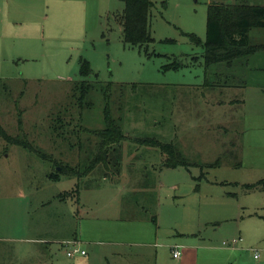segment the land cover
<instances>
[{
	"label": "rangeland",
	"instance_id": "374dc122",
	"mask_svg": "<svg viewBox=\"0 0 264 264\" xmlns=\"http://www.w3.org/2000/svg\"><path fill=\"white\" fill-rule=\"evenodd\" d=\"M40 1L32 12L33 48L18 56L16 79L0 87V126L12 136L26 134L31 143L52 157L42 160L28 149L6 144L0 136V264H106L100 261L98 247L91 245L105 237L98 239L92 229L111 227L104 224L110 221L98 222L94 216L119 214L116 211L125 204L135 207L153 227L151 218L158 214L163 231L181 221L184 214L202 215L205 232L216 234L220 243L228 238L238 240L230 234L241 222L244 227L259 221L246 216L264 214V191L246 194L236 183L251 184L264 178L263 172L256 171L264 169V155L256 154L258 147H254L260 140L256 135L264 147V52L254 57L255 64L249 68L247 60L236 64L242 65L243 71L237 70L246 81L236 89L196 92L188 88L202 86L207 76L202 44L208 7L237 1L150 0L152 41L138 46L124 42L121 18L125 4L121 0ZM247 2L264 6V0ZM191 35L201 44L193 43ZM250 37L253 42H264V30H253ZM82 60L89 61L93 70L86 79L94 83L87 99L92 107L85 109L82 122L77 108L63 114L65 126L59 136L52 128V119L74 107L71 90L84 79L80 74ZM174 63L179 68H173ZM107 84L112 85L111 115L120 121L127 137L122 147L132 143L139 160H153L155 167H135L141 171L128 172L133 165L128 162L116 167L112 159L105 167L106 174L104 166L98 165L80 180L64 175L51 180L56 163L71 165L78 172L87 169L98 138L80 131L77 124L89 129L103 127ZM229 96L234 104L224 108L223 112H228L222 115L213 103ZM205 99L210 100L211 110ZM139 137L172 142L189 160L201 164L161 170L159 151H143L135 140ZM233 141L237 142L236 150L240 147V155L232 163H242V168H233L230 162L208 168L207 164L215 163L223 153V144ZM113 167L119 170L117 177ZM136 182L151 184L152 201L143 203V198L135 196ZM67 191L70 194L64 202L59 195ZM222 201L241 205L245 218L239 222L225 219L219 211ZM246 229L247 240L255 242L252 247L259 249L264 262V237L258 235L257 227L248 225ZM70 242L79 243L84 256L69 257L73 249ZM242 255L240 264L258 262L251 251L244 250Z\"/></svg>",
	"mask_w": 264,
	"mask_h": 264
},
{
	"label": "crops",
	"instance_id": "0c3cea01",
	"mask_svg": "<svg viewBox=\"0 0 264 264\" xmlns=\"http://www.w3.org/2000/svg\"><path fill=\"white\" fill-rule=\"evenodd\" d=\"M40 2V0H0V87H6V85H8L10 81L16 79L14 77H16V72L19 67L18 56L25 53V51L29 48H33L32 45L34 44V39L31 35H33L35 32L33 29L32 12L36 4H40ZM257 54L244 59L248 62V68L253 63L255 64L254 57ZM22 58L23 57L21 56V59ZM240 62L242 64V61H238L230 67L225 68L224 66H222L220 68L214 69L215 71L219 72L217 74L218 76L214 78L213 81H218L215 87L207 85L206 78L205 83L202 86L192 85L188 88H190L191 90L193 89L196 92L217 88L221 90L236 89L239 85H244V83H246V81H243L245 76H242V74L239 72V70L241 72L243 71L242 65H240V67L236 66V64ZM250 70V72H254L255 69L250 67ZM219 81L223 83H220ZM232 81L236 83H233ZM239 81L240 83H238ZM230 82L232 83L230 84ZM231 97L232 96H229L226 100H219L217 102L215 100V105L213 103L214 108H216L219 113L222 112V115H224L228 111L223 112V109L234 104V100L230 101ZM202 98L204 99L206 98V96L202 94ZM204 102L207 104V108H209L210 100L208 99L207 102L205 99ZM211 108L213 107H210L209 110H211ZM221 127L222 130H225V132L227 133L231 131L230 128L219 126V128ZM258 138L260 139L259 142H257V144H254L255 148L258 147L255 149V152L256 154L257 152H262V154L264 155L262 138L259 135H256V140ZM124 145V147L118 150L120 159H118V161H115V163L112 164L113 166L119 164V167H121L122 163H125L127 165L129 162V164L133 165V167L132 170H129L128 172L141 171L140 169H136L135 167H155V163H153V160H139L138 154L135 153L137 147L133 148L134 145H132V143H125ZM236 147L237 142L234 141L223 144V153L218 159L223 158L229 151L234 152L236 150ZM141 148H143V151H145L146 153H149L150 151L158 153L159 151L158 149L144 146H142ZM141 148L140 150H142ZM177 148L181 150L178 146ZM239 149L240 147L235 151L238 155H240ZM129 151H131V155H129ZM181 151L184 154L183 150ZM185 156L190 159L187 155ZM159 157L160 167L162 170L166 167L163 166L165 158L160 151ZM123 158L125 159L123 160ZM191 162L196 165L201 164L197 161ZM227 162H230V165L233 168H239V170L242 168V163L240 168L236 165L238 162L232 163L231 160L224 159L222 161V164ZM208 165L210 164H207V166ZM113 168V170L115 171V175L113 176L117 177L119 175V171L117 170V168ZM103 169H105L103 171H105L106 174L107 168L104 167ZM256 171L264 173V169H262L261 167L256 169ZM105 174L103 175L106 176ZM262 180H264V178L258 180L255 183H258ZM244 183L238 182L236 184L243 189L244 193H246L243 186L250 185V183ZM222 185L226 184L222 183ZM134 188H138L135 189L134 193L136 197L143 198V203L152 201L150 196H153L154 190L150 183L146 185V183L141 184L140 182H136ZM199 188L200 185H197L196 191H198ZM109 191H111V189ZM67 192L61 194L65 199H61L59 195V198L64 202H66L68 199L64 196V194ZM228 196L229 199L232 200V194L228 193ZM112 198L116 199L117 196L112 195ZM219 206H221L219 208L221 215H223V217H225V219L227 220L239 222L241 218H245L242 217L243 212L242 208L240 209L241 205L240 207H238V205H233L232 203L222 201L220 202ZM139 207L140 205H137V208ZM116 212H118L119 214H102L99 216H94L99 218L98 222L104 223L103 221L105 219H109L110 221L109 224H104L111 227H93L92 229L97 238L105 237V240H97V244L91 245L98 247L100 261L104 260L106 264H240L239 260L243 258L242 254L244 250L253 252L254 259L258 261L256 262V264H264L263 260L260 261L261 255L259 249L256 247H252L253 245H255V242H249L247 240L248 233H245V231L243 230L246 229V226L251 225L252 227H257L258 235H262L264 237V214L250 213L249 215H247L246 218H248L249 220L259 221H252L251 223H247V225L245 224L244 227L242 225L244 221L241 222V224H239V226L237 227L238 229L232 233L233 236L232 234H230L231 237L238 236L237 244L235 246H227L224 245L226 241H222L220 243L219 238H216V234L209 235L205 232L204 225L206 222H204V220L202 219V215L196 216L195 214L191 213L184 214L181 221H175L172 224L171 228L163 231L160 226L161 217L158 214L156 215V217L151 218L155 225L153 227L152 225L146 223L147 221L143 220V218L140 217V214L136 213L135 207H131V205H121ZM87 218H89V216ZM246 231H248V229H246ZM75 239H77V237H75ZM227 241L231 242L232 240H229L228 238ZM72 243L73 242H70L71 246H73ZM176 248H178L181 252V256L178 258H175L173 255V251ZM257 252L259 253L258 259L255 258V254ZM87 254L88 253H86V255ZM100 254H102V256ZM77 255L84 256L79 253ZM99 264H101V262Z\"/></svg>",
	"mask_w": 264,
	"mask_h": 264
},
{
	"label": "trees",
	"instance_id": "16d2710c",
	"mask_svg": "<svg viewBox=\"0 0 264 264\" xmlns=\"http://www.w3.org/2000/svg\"><path fill=\"white\" fill-rule=\"evenodd\" d=\"M125 4L124 14L121 18L123 26V39L128 45L138 46L150 44L152 36L149 26V15L153 3L150 0H121ZM235 4H211L208 7L206 40L202 44L204 65L207 70V85L215 87L217 84L211 83L214 81L219 72L214 69L224 66L225 68L232 66L238 61H242L249 56L264 52V42H253L250 34L253 30H264V6H255L247 2V0H236ZM192 42L201 44L198 37L191 35ZM241 63V62H240ZM173 68H179L177 63L171 65ZM170 66V67H171ZM80 74L84 78L80 82H76L72 86V99L75 102L74 107H67V113H62V116H57L52 119V128L60 136L61 129H64L63 114L69 115L72 109H79V121L83 120V112L85 109H91L92 103L87 99L92 90L94 83L86 80L93 74L89 61L82 60L80 62ZM111 84H107L104 89L105 99L107 101L104 110V125L101 129H89L77 124L80 131L89 133L98 138L95 144L94 155L84 172H78L77 168L71 165L55 164V173L49 177L56 181L60 176H75L79 180L88 176L98 165L104 167L109 166L111 160L118 161L119 151L124 140L127 137L120 121L111 115L109 100L111 98ZM109 95V96H108ZM21 123V122H20ZM78 132V131H77ZM75 131H72L74 134ZM0 136L8 145H16L28 149L35 153L42 160H50L51 155L43 153L33 143H31L27 135L12 136L0 126ZM65 138V136H64ZM139 145L158 149L164 156L163 166L166 168L183 167L189 169L196 165L192 163L174 143H163L156 137H139L135 139ZM239 159L237 152L229 151L223 158L218 159L214 164L208 165V168L218 167L223 160ZM241 166V163H237ZM56 167L60 169L57 170ZM79 167V166H78ZM119 167V164L116 165ZM118 170V169H117ZM119 171V170H118ZM79 187V183L76 184ZM246 193L264 190V180L250 185L243 186ZM70 192L64 194L68 197ZM61 199H65L60 195ZM264 218V217H263Z\"/></svg>",
	"mask_w": 264,
	"mask_h": 264
},
{
	"label": "built area",
	"instance_id": "2783aa9c",
	"mask_svg": "<svg viewBox=\"0 0 264 264\" xmlns=\"http://www.w3.org/2000/svg\"><path fill=\"white\" fill-rule=\"evenodd\" d=\"M237 242H238V240L237 239H234V240H232L231 242H225L224 243V245H227V246H235L236 244H237ZM73 244V246H72V250H70L69 252H68V256L69 257H72V256H74L75 254H82V255H84L85 254V251H81L79 248H78V245H79V243H77V242H74V243H72ZM173 255H174V257L175 258H178V257H180L181 256V252H180V250L178 249V248H176L174 251H173ZM255 258L256 259H258L259 258V253L257 252L256 254H255Z\"/></svg>",
	"mask_w": 264,
	"mask_h": 264
}]
</instances>
